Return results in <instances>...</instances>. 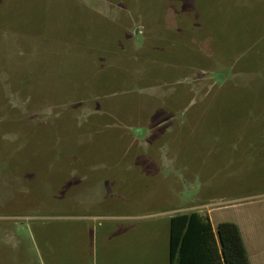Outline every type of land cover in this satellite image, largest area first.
Wrapping results in <instances>:
<instances>
[{
  "label": "rangeland",
  "instance_id": "1",
  "mask_svg": "<svg viewBox=\"0 0 264 264\" xmlns=\"http://www.w3.org/2000/svg\"><path fill=\"white\" fill-rule=\"evenodd\" d=\"M200 202L264 217V0H0V264H126Z\"/></svg>",
  "mask_w": 264,
  "mask_h": 264
},
{
  "label": "crops",
  "instance_id": "2",
  "mask_svg": "<svg viewBox=\"0 0 264 264\" xmlns=\"http://www.w3.org/2000/svg\"><path fill=\"white\" fill-rule=\"evenodd\" d=\"M190 185V189H192L193 182ZM197 205L199 206L195 209L198 210L195 212L208 217L215 244L218 248L219 244L215 234V227L218 223L226 221L222 217H211L210 209L204 211L208 204L200 202ZM183 213L184 211H178L166 218L162 232L161 229L158 232L159 237L156 242L151 236L153 232L147 227L126 228L124 231H117L114 236L116 240L111 245V252L117 251V253H121L124 249L126 264H168L170 219L176 214ZM237 227L245 246L249 264H264V217L243 218L237 224ZM196 247L198 246L193 247V254L188 256L189 264H211L210 255L207 253L208 250Z\"/></svg>",
  "mask_w": 264,
  "mask_h": 264
},
{
  "label": "trees",
  "instance_id": "3",
  "mask_svg": "<svg viewBox=\"0 0 264 264\" xmlns=\"http://www.w3.org/2000/svg\"><path fill=\"white\" fill-rule=\"evenodd\" d=\"M215 234L218 248L207 216L195 211L172 216L168 264H189L188 256L193 254L195 246L208 250L211 264H249L239 229L234 223H218Z\"/></svg>",
  "mask_w": 264,
  "mask_h": 264
}]
</instances>
